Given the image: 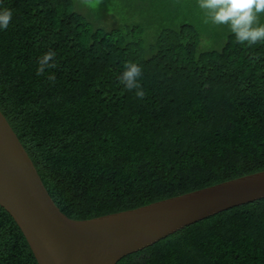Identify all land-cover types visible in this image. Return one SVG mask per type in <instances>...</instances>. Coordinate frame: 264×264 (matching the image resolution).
Here are the masks:
<instances>
[{
  "label": "trees",
  "instance_id": "16d2710c",
  "mask_svg": "<svg viewBox=\"0 0 264 264\" xmlns=\"http://www.w3.org/2000/svg\"><path fill=\"white\" fill-rule=\"evenodd\" d=\"M0 8L12 12L0 31V111L67 217L264 171V41L237 43L226 25L204 22L196 0H0ZM48 51L55 67L37 76ZM126 61L142 69L143 99L117 80ZM0 264H38L1 206ZM117 264H264V198Z\"/></svg>",
  "mask_w": 264,
  "mask_h": 264
},
{
  "label": "water",
  "instance_id": "95a60500",
  "mask_svg": "<svg viewBox=\"0 0 264 264\" xmlns=\"http://www.w3.org/2000/svg\"><path fill=\"white\" fill-rule=\"evenodd\" d=\"M264 198V171L86 220L67 217L0 111V206L14 219L38 264H117L178 230Z\"/></svg>",
  "mask_w": 264,
  "mask_h": 264
},
{
  "label": "clouds",
  "instance_id": "9594fccd",
  "mask_svg": "<svg viewBox=\"0 0 264 264\" xmlns=\"http://www.w3.org/2000/svg\"><path fill=\"white\" fill-rule=\"evenodd\" d=\"M205 23L226 25L229 32L239 44L253 45L264 41V23H260L264 15V0H196ZM12 12L0 8V31L9 27ZM55 53L48 51L38 57L36 75L45 74L46 69L54 68ZM141 67L135 62H125L123 71L117 76L124 89L134 91L137 98L143 99L145 92L140 84ZM49 81L55 80L54 74L46 76Z\"/></svg>",
  "mask_w": 264,
  "mask_h": 264
}]
</instances>
